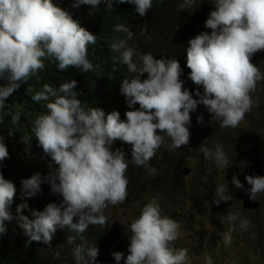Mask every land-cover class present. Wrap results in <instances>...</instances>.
Segmentation results:
<instances>
[{
    "label": "clouds",
    "instance_id": "clouds-1",
    "mask_svg": "<svg viewBox=\"0 0 264 264\" xmlns=\"http://www.w3.org/2000/svg\"><path fill=\"white\" fill-rule=\"evenodd\" d=\"M102 3L108 10L115 4L134 5L133 10L140 17L152 7V0H74L72 7L89 5L93 9ZM194 3L195 0H183L178 8L186 10ZM214 5L205 21L211 33L195 35L186 48V63L191 69L188 79L203 87V93L195 90L199 99H194L184 87L183 70L177 59H158L150 52L135 53L126 47L125 40L109 46L119 52L118 58L128 71L136 74L121 83V93L132 109L124 113L125 120L117 110L107 114L98 107L86 110L78 99L75 79L61 83L58 89L44 84L41 91L32 95L36 102L48 100L49 94L55 98L46 104L48 111L35 118L31 129L51 163L46 176L36 172L22 179V191L27 197L35 196L42 191L41 184L47 182L51 193L62 200L59 204L48 203L42 211H33L34 219L22 214L26 203L17 206L18 223L29 238L28 243L51 245L58 227H67L83 240L82 233L90 224L105 223L104 209L127 196L125 172L129 164L155 173L149 161L165 137L171 140V145L166 146L173 148L189 142L190 112L199 104L207 108L210 122L221 128H235L244 119L254 102L251 93L257 82L264 80V73L251 62L253 54L264 49V0H215ZM114 30L126 32L128 39L133 36L123 24ZM95 41L96 35L81 27L69 11L53 0H0V79L8 81L0 86V107L5 98L44 67L42 57L54 58L61 71L69 66L82 67L85 72L92 70L87 46ZM145 73L147 78L141 80ZM137 104L139 108L134 107ZM16 119L18 116L13 117ZM202 120V116L197 117L198 122ZM13 134L8 132L9 136ZM117 139L131 145L130 158L122 147L112 150ZM4 140L0 136V164L9 158ZM31 141L30 136L21 137V142L29 146L25 152L30 153ZM202 151L218 168H228L229 159L221 143L202 147ZM245 179L251 185L246 190L247 198L255 200L257 194H264V176L248 175ZM231 182L237 188L244 187L235 174ZM227 190L226 181L216 185L213 203L229 201ZM15 192L14 183L0 172V234L6 232L5 221L13 219L9 207ZM226 218L229 222L239 220L240 229L249 224L238 212L227 211ZM127 225L131 236L124 264H190L186 248L170 246L179 236V224L162 214L155 197ZM74 239L68 237L69 242ZM224 239L229 240L230 235L226 233ZM72 254L77 264H97L99 248L84 242L77 244ZM112 256L116 264L124 258L118 251ZM205 261L212 264L210 254L205 255Z\"/></svg>",
    "mask_w": 264,
    "mask_h": 264
},
{
    "label": "trees",
    "instance_id": "trees-1",
    "mask_svg": "<svg viewBox=\"0 0 264 264\" xmlns=\"http://www.w3.org/2000/svg\"><path fill=\"white\" fill-rule=\"evenodd\" d=\"M73 2L74 0H53L54 4L69 11L81 27L96 35L95 43L87 46V58L94 68L85 72L82 67L69 66L61 71L54 58L42 57L44 67L5 98L4 105L0 107V136L5 137L4 142L9 152V158L0 164V172L16 187L9 207L13 219L5 221L6 232L0 234V264H77L72 250L77 244L84 242L86 246H98L97 264H116L112 253L117 251L124 254L120 261V264H124L131 236L127 224L140 215L143 206L153 197L157 199L162 214L173 218L182 226H191L196 221L192 215L187 214V209L184 212L179 209L181 204L191 203L190 207L199 210L202 216L210 209L219 211L224 207H230L247 217L254 214L257 217L254 220L256 226L264 228V215H261L260 208L247 210L241 203L249 197L246 190L251 187L245 177L264 176V81L260 80L251 93L254 100L251 110L241 121L247 125L239 123L235 128H221L218 123L210 122L211 116L207 108L199 104L195 111L190 112L189 142L180 148H169L165 146L171 145V140L165 137L164 143L149 161V165L156 169L155 173H150L147 167L129 164L125 172L128 179L127 196L122 202L109 204L104 209L103 214L107 218L105 223L90 224L82 233L83 240L67 227H58L51 245L36 241L28 243L29 238L18 223L20 214L17 213V206L26 203L27 207L22 210V214L34 219L33 211H42L48 203L59 204L62 200V197L51 193L47 182H43L42 191L32 197L24 195L21 185L22 179L29 178L36 172L46 176L50 171L51 157L44 153L31 131L35 118L46 113V104L55 99L51 94L48 95V100L36 102L31 99L32 95L43 89L44 84L58 89L61 83L75 79L78 99L86 110L98 107L104 109L106 114L117 110L121 119L125 120L124 113L132 109H129L126 98L121 93V83L136 74L130 73L118 58L119 52L109 47L113 42L125 40L126 47L133 48L135 53L150 52L158 59L164 56L177 59L183 70L181 79L185 81L184 87L192 92L194 99H199L195 95L197 88L203 93L202 86L188 79L191 69L186 63V48L189 39L195 35L205 31L211 33L212 30L205 27V21L210 11L215 9V0H195L186 10L178 8L183 0H152V7L144 17L135 13L134 5L128 3L115 4L108 10L103 3L93 9L89 5L73 8ZM118 24L125 25L133 32L131 39H128L126 32L114 30ZM145 78L147 73L143 74L141 80ZM7 83L6 79H0V86ZM134 107L139 108V105ZM14 116H18V119L13 120ZM198 116L203 117L202 122L197 121ZM9 131L14 134L9 136ZM22 136H30L32 139L30 153L25 152V148L29 146L21 142ZM217 142L224 146L229 159L228 168H218L211 159L204 156L202 147H214ZM121 147L130 158L131 145L126 142L117 139L112 150ZM188 164H193V175L189 184L183 186L173 180L172 176ZM234 174L244 185L243 188L232 184ZM224 176L229 189L226 194L231 198L216 205L213 203V189L216 185L225 183L220 182ZM255 200L263 204L264 194H257ZM136 203L139 204L137 212L126 224L112 220L109 216L114 210L128 208ZM238 221H234L235 225L228 224V227L236 228ZM69 236H74V241L69 242ZM170 246L175 248V241Z\"/></svg>",
    "mask_w": 264,
    "mask_h": 264
},
{
    "label": "rangeland",
    "instance_id": "rangeland-1",
    "mask_svg": "<svg viewBox=\"0 0 264 264\" xmlns=\"http://www.w3.org/2000/svg\"><path fill=\"white\" fill-rule=\"evenodd\" d=\"M252 63L259 67L261 73H264V49L253 54ZM241 125H247V123H241ZM192 168L193 164L186 165L178 173L173 176L171 174L172 179L183 186L188 185L193 175ZM185 169H190V173L184 175ZM230 174L232 175V172ZM224 181H226L225 176L220 182ZM245 200L246 198L241 203ZM190 204H181L179 209H183V212L187 209V214L192 215L196 221L191 226L179 224V236L175 240L177 248L188 250L190 264H206V254H210L212 264H264V228L260 225L256 226L254 220L257 217L254 214L247 217L238 212L240 217L248 219L249 224L246 229H240L238 221L236 228H231L228 224L235 225L236 222L232 224L224 219H227V211L235 212L232 208L224 207L219 211L210 209L205 212L206 215L202 216L199 210H193ZM138 207L139 204H132L128 208L110 212L109 216L112 220L126 224L135 216ZM259 208L262 211L261 215H264V203ZM226 233L230 235L227 241L224 239Z\"/></svg>",
    "mask_w": 264,
    "mask_h": 264
},
{
    "label": "water",
    "instance_id": "water-1",
    "mask_svg": "<svg viewBox=\"0 0 264 264\" xmlns=\"http://www.w3.org/2000/svg\"><path fill=\"white\" fill-rule=\"evenodd\" d=\"M183 173H184V175H187L188 173H190V169H185ZM243 206L245 209L255 210L260 206V202H258L256 200H252L250 198H247L244 201Z\"/></svg>",
    "mask_w": 264,
    "mask_h": 264
}]
</instances>
